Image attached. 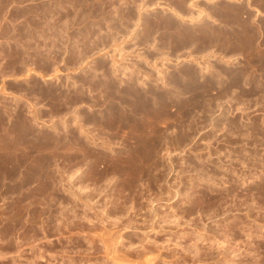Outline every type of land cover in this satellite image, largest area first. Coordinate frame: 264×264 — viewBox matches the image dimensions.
<instances>
[{
  "label": "rangeland",
  "instance_id": "374dc122",
  "mask_svg": "<svg viewBox=\"0 0 264 264\" xmlns=\"http://www.w3.org/2000/svg\"><path fill=\"white\" fill-rule=\"evenodd\" d=\"M262 20L260 0H0V264H264V70L237 48Z\"/></svg>",
  "mask_w": 264,
  "mask_h": 264
},
{
  "label": "bare ground",
  "instance_id": "6f19581e",
  "mask_svg": "<svg viewBox=\"0 0 264 264\" xmlns=\"http://www.w3.org/2000/svg\"><path fill=\"white\" fill-rule=\"evenodd\" d=\"M261 1V5L263 4L264 5V0H260ZM257 2V1H256ZM259 2V1H258ZM257 2V3H258ZM260 3V2H259ZM258 3V4H259ZM263 7V6H262ZM30 9V8H29ZM262 9V8H261ZM263 10V9H262ZM24 11V10H23ZM261 16V15H260ZM239 17V16H238ZM257 18V17H256ZM237 19V18H236ZM239 19V18H238ZM237 19V20H238ZM240 21V20H239ZM242 21V20H241ZM240 21V22H241ZM263 22H259L260 24H257L256 26H255V24L256 23H254L253 24V26H255V27H248V26H250V25H247L246 26V24H242V23H240L239 25H243L242 26V28H241V26H239L240 28L239 29H241L239 32H237V37H239V41L241 40V43H239V45H241V46H237L236 44V46H237V48H240L239 50L240 51H242V50H246V52L248 51V53H250V54H252L253 56L255 55V57L256 58H254V59H256V61L255 62H257L256 64L253 62V60H252V63L257 67V69L259 68V70L261 69V70H264V20H262ZM207 26V25H206ZM203 28V27H202ZM25 29V28H24ZM204 29H207V27H204ZM204 29H202L203 30V32L205 31ZM208 29H210V27L208 28ZM208 29H207V31H208ZM185 31V32H184ZM183 32H184V38H186V39H188V42L190 41H193V40H195L196 39V37H198V35L200 34V32H201V34H202V31L200 30H197V29H194V28H191V29H188V30H184ZM206 31V32H207ZM236 31V30H235ZM238 31V30H237ZM7 32V31H6ZM220 33V35L222 34L221 33V31H219ZM229 32V31H228ZM233 32H234V30H233ZM175 33V32H174ZM208 33V32H207ZM217 33V32H216ZM215 34V33H214ZM218 34V35H219ZM172 35V34H171ZM210 36V35H209ZM202 37V36H201ZM216 37H218V36H216ZM231 39V38H230ZM186 41V40H185ZM192 43V42H191ZM231 50V49H230ZM245 53V52H244ZM80 54V53H79ZM252 55H250V56H252ZM252 64V65H253ZM253 65V66H254ZM251 66V65H250ZM256 67H254V68H256ZM256 69V70H257ZM189 73H192V72H189ZM189 73H187L186 75H182L181 77H179L178 79H177V77H174V80L173 81H178L180 78V80H182L183 81V83L185 82L184 80H186L187 79V81L188 82H185V83H187V88H188V86H190V85H194L195 83H197V80H196V77L192 74H189ZM1 74V73H0ZM183 74H184V72H183ZM238 74H236L235 75V77L233 76L232 78L233 79H231L235 84H237L238 82H237V80H238ZM183 78V79H182ZM198 78V77H197ZM172 80V79H171ZM230 80V81H231ZM206 81V80H205ZM229 81V82H230ZM239 81V80H238ZM209 83H211V82H209ZM213 83V82H212ZM211 83V84H212ZM233 84V83H232ZM196 85V84H195ZM210 85V84H209ZM98 86V85H97ZM215 86V85H214ZM100 87V86H99ZM134 88V87H133ZM186 88V89H187ZM196 88V87H195ZM205 88V87H204ZM126 89V88H125ZM190 89V88H189ZM192 89H193V87H192ZM132 90V89H131ZM136 90V89H135ZM130 92V91H129ZM126 93H127V91H126ZM143 95V94H142ZM164 95V94H163ZM142 97V96H141ZM145 97V96H144ZM155 97V96H154ZM158 98V97H157ZM136 99V98H135ZM167 99V98H166ZM142 101V100H141ZM142 104V103H141ZM147 104V103H146ZM150 105V104H149ZM135 106V105H134ZM146 109V108H145ZM154 109V108H153ZM141 110V109H140ZM148 110V109H147ZM142 111H144L143 109H142ZM138 112V111H137ZM120 113V112H119ZM141 113V112H140ZM144 113V112H143ZM139 115V114H138ZM142 115H144V114H142ZM126 118V117H125ZM118 119V118H117ZM119 120V119H118ZM140 120H142V119H140ZM143 121V120H142ZM28 122V121H27ZM141 122V121H140ZM136 123H138V122H136ZM144 123V122H143ZM126 124V123H125ZM138 125V124H137ZM25 126V125H24ZM29 127V126H28ZM26 128H27V126H26ZM30 128V127H29ZM28 128V129H29ZM145 129V128H144ZM4 130V129H3ZM2 130V131H3ZM13 131V130H12ZM14 131H16V130H14ZM3 133V132H2ZM19 133V132H18ZM25 134V133H24ZM9 136V135H8ZM145 153V152H144ZM147 154V153H146ZM151 154V153H150ZM143 155H145V154H143ZM149 155V154H148ZM135 156H137V159L136 158H134ZM142 155H134L132 158H130L129 157V163H128V165H131V167H137V166H141L142 167V165L145 163L144 161L146 160L147 161V159H145V158H142L141 157ZM118 157V156H117ZM144 157V156H143ZM128 158V157H127ZM121 159V158H120ZM124 159V158H123ZM133 159V160H132ZM136 159V160H135ZM125 160V159H124ZM106 161V160H105ZM121 162H123V160L121 161ZM120 163V162H119ZM126 163V164H127ZM124 164H125V162H124ZM123 165V164H122ZM150 165V164H149ZM154 165V164H153ZM119 166H120V164H119ZM130 167V168H131ZM150 167V166H149ZM132 169V168H131ZM135 169H138V168H135ZM142 169V168H141ZM123 170V169H122ZM128 170V169H127ZM139 170V169H138ZM144 170V169H143ZM121 171V170H120ZM126 171V170H125ZM122 172V171H121ZM138 172V171H137ZM145 172V171H144ZM128 173V172H127ZM122 174H124V172H122ZM145 174V173H144ZM135 179V178H134ZM125 182V180L123 181V183ZM134 185V184H133ZM127 192H125L126 193V195H125V197H124V199L122 200L121 199V201H123V202H127V201H132L133 200V196H131L130 194H132V192L134 191H132V189L130 188V190L128 189V190H126ZM120 192V191H119ZM134 193V192H133ZM122 194H123V192H122ZM110 238V237H109ZM103 240V239H102ZM112 240V239H111ZM110 241V240H109ZM105 244H106V240L104 239V241H103ZM102 242V243H103ZM111 242V241H110ZM112 242H114V241H112ZM103 243V244H104ZM107 244L108 245H104V247L106 248V255H109V254H111V256H110V260H112V261H118V256L120 257L121 255L119 254H117L118 252H117V250H115V248H114V246L111 244V243H109L108 241H107ZM113 246V247H112ZM195 253V252H194ZM150 260H147L146 261V264H150ZM121 264V263H120ZM125 264V263H124Z\"/></svg>",
  "mask_w": 264,
  "mask_h": 264
},
{
  "label": "flooded vegetation",
  "instance_id": "af4514ba",
  "mask_svg": "<svg viewBox=\"0 0 264 264\" xmlns=\"http://www.w3.org/2000/svg\"><path fill=\"white\" fill-rule=\"evenodd\" d=\"M92 9V8H91ZM90 9V10H91ZM93 14L95 15V14H97L96 12H93ZM98 17H93V18H90L91 20H95V19H97ZM79 23V22H78ZM80 25V24H79ZM79 25H77V26H79ZM73 27V29H74V27H76V25H74V26H72ZM71 30V29H70ZM15 86H17V84H15Z\"/></svg>",
  "mask_w": 264,
  "mask_h": 264
}]
</instances>
